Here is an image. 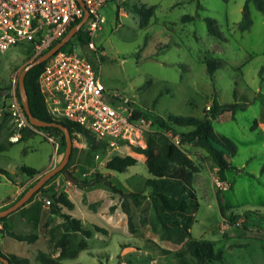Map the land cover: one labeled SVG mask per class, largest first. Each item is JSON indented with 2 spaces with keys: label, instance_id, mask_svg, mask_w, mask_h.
<instances>
[{
  "label": "rangeland",
  "instance_id": "obj_1",
  "mask_svg": "<svg viewBox=\"0 0 264 264\" xmlns=\"http://www.w3.org/2000/svg\"><path fill=\"white\" fill-rule=\"evenodd\" d=\"M245 2L108 0L100 8L104 21L95 30L93 47L81 45L74 36L65 49L85 55L92 62L108 93L115 92L127 98L129 105L164 117H203L210 115L213 102H236L233 115L224 111L210 118L213 129L235 147L234 152L225 153L232 167L225 170L224 179L205 150L180 142L178 133L146 119L144 137L150 132L177 136L176 144L199 167L192 179L197 205L190 212V235L222 247L227 264H264V234L252 218L255 215L247 213L264 212V14L249 2L250 23L240 29ZM142 5H154L146 25H141L142 13L136 9ZM184 14L194 18L183 21ZM207 17L214 19L221 38L209 32ZM38 54L24 42L0 52V141H14L0 151V167L13 177L0 172V209L12 204L43 172L61 161L58 149L52 147L53 140L59 142L58 132L37 129L20 139L28 127H15L9 112L8 100L16 92L19 72ZM212 57L220 58L222 63L210 75L206 59ZM72 139L77 149L68 168L49 180L45 191H38L31 201L7 215L5 222L11 230L36 233L37 238L28 242L2 233L0 251L25 257L28 264H43L42 256H57L60 250H71L84 241L85 247L78 249L74 257L63 259L65 264H178L173 252L182 243L159 236V224L147 197L141 196L138 205L129 196L124 199L130 209L131 231L121 205L124 197L119 192L104 181L79 182L100 173L124 192L141 191L146 195L144 181L149 173L139 150L145 146L106 145L93 149L85 134H73ZM115 154H130L136 162L122 172L110 171L105 164ZM21 166H31L38 172L28 176ZM64 170L77 181L66 178ZM220 179L225 188L218 187ZM52 193L64 194L72 202L71 208L61 204V210L79 218L84 228L91 229V236L67 231L63 217L52 212Z\"/></svg>",
  "mask_w": 264,
  "mask_h": 264
},
{
  "label": "trees",
  "instance_id": "obj_2",
  "mask_svg": "<svg viewBox=\"0 0 264 264\" xmlns=\"http://www.w3.org/2000/svg\"><path fill=\"white\" fill-rule=\"evenodd\" d=\"M249 2H253L256 8L264 14V0H246L243 7L242 19L238 23L240 29H245L250 23L248 9ZM136 9H139L142 13L141 25H146L149 15L153 13L154 5H142L141 8L136 7ZM193 18L194 17L191 14H184L181 17L183 21L191 20ZM80 20L81 18L76 19L71 23L69 28L77 24ZM206 22L209 32L215 37L221 38L222 36L220 30L216 26L214 19L207 17ZM74 36L81 45H85L89 39V35L82 26L78 28L72 37ZM71 38L63 46H61L59 50L65 49L70 43ZM24 43L34 48L32 42ZM47 49L41 51L39 54L45 52ZM47 60L48 59L31 67L24 76L28 104L33 116L38 119L55 121L65 125L70 132L71 138L74 131H79L80 133L87 135L89 138L88 143L93 149L106 146L107 144L105 142H96L85 126L69 120L64 116H56L48 112L38 82L39 74L43 70ZM221 63V59L217 57L206 59V68L208 73L213 75L214 70L218 68ZM16 94L20 97L18 82L16 86ZM160 94L161 92L158 93L154 102ZM236 105V102L223 104L213 102L210 115L205 114L203 117L177 114H169L167 117H164L149 109L132 106V117H144L145 119H151L159 127L178 133L180 142L192 143L201 147L218 166L219 177L224 179L225 170L232 167V164L227 159L225 153L228 150L234 152L235 147L229 138L213 129L210 118H216L224 111H229L231 112V115H233ZM31 126L35 129H46L60 134L57 149L58 154H60L62 159L65 148V140L62 130L56 126H37L34 124H31ZM178 128H185V130H178ZM30 131L33 132L34 130L29 127L28 130H24L21 133L20 139L27 137L30 134ZM145 141V147L139 148V150L145 157L144 163L149 173V176L144 181V189L148 190L146 195H144L141 191L124 192L114 186V184L108 179L107 175L100 173H96L88 180L79 182L83 185L104 181L113 191L119 192L124 197L121 205L124 212L128 215V226L131 231L133 230V224L130 209L124 199L129 196L131 200L138 205L140 204L141 196L147 197L154 211L155 220L159 224V236L168 241L182 243L181 248L173 252V257L177 259L178 264H209L214 262L227 264L222 247H216L212 240L206 238H196L190 235L189 227L192 222L190 212L197 205L196 194L192 186V179L193 174L199 170L198 165L192 160V158L189 157L187 152L180 145L174 143L170 137L163 132L147 133ZM12 143H14V141H0V151L6 149ZM76 149L77 148L72 145L69 160L64 168H68ZM135 162L136 158L130 154H115L107 160L105 167L110 171L122 172ZM20 170L28 176H33L38 172L37 169L31 166H21ZM0 172L5 173L10 179H13L12 175L5 168L0 167ZM61 172L62 170L47 178L35 193L38 191H45L44 187L47 182ZM35 193L23 205L31 201ZM49 197L52 203V212L63 217L67 231L79 232L85 237L91 236V229L84 228L79 218L71 216V214L61 210V204L70 208L72 207V202H70L64 194L56 196L52 193ZM219 208L220 210L223 208L220 203ZM247 213L249 215H259L264 218V214L257 210H248ZM6 218L7 215L0 216V222L3 224L0 228V234L6 233L18 240H26L28 242H32L37 238L36 233H17L11 230L5 222ZM64 236L65 234H63V237ZM84 247L85 242L81 241L77 247H74L71 250H60V253L57 256H42L43 264H65L63 262L64 258L74 257L78 249H82ZM0 255L6 257L9 260V264H28L25 257L8 254L2 251H0ZM152 264L162 263L153 262Z\"/></svg>",
  "mask_w": 264,
  "mask_h": 264
},
{
  "label": "built area",
  "instance_id": "obj_3",
  "mask_svg": "<svg viewBox=\"0 0 264 264\" xmlns=\"http://www.w3.org/2000/svg\"><path fill=\"white\" fill-rule=\"evenodd\" d=\"M108 0H0V52L11 45L32 42L37 53L56 43L76 19L87 17L83 24L89 35L87 45L93 47L95 30L104 16L100 8ZM38 82L47 110L85 126L96 142L120 147L146 145L148 123L144 117H132L127 98L108 93L92 62L73 50L53 53L39 74ZM15 127L33 128L20 97L12 93L8 100ZM210 109V105H206ZM72 134L79 135V131ZM176 143L177 136H169ZM72 141L75 142L74 139ZM176 141V142H175ZM57 150L58 142L52 141ZM225 188L224 180H217ZM239 222L236 221V224Z\"/></svg>",
  "mask_w": 264,
  "mask_h": 264
},
{
  "label": "water",
  "instance_id": "obj_4",
  "mask_svg": "<svg viewBox=\"0 0 264 264\" xmlns=\"http://www.w3.org/2000/svg\"><path fill=\"white\" fill-rule=\"evenodd\" d=\"M86 17H87V14H85L77 24L69 28L66 34L63 37H61L55 44H53L49 49H47L45 52L35 56L33 59L25 63L21 71L19 72L18 80H17L18 90H19V95H20L23 108L25 110V113L28 117L29 122L37 126H56L60 128L64 134L65 148H64V154H63L61 161L56 166L43 172L39 176V178L35 181V183L32 184L29 188H27L26 191L12 204H10L9 206L3 209H0V216L8 215L10 212L22 206L40 188V186L43 184V182L47 178H49L56 172L63 170V168L65 167L66 163L69 160L71 149H72V138H71L68 128L61 123H58L55 121L42 120V119L35 118L33 116V114L30 111L29 104H28V99H27V94H26V89H25V84H24V76L31 67H33L34 65L40 62L45 61L53 53H55L61 46H63L74 35V33L78 30V28L83 25ZM63 174L69 180L73 182L77 181V178L73 176L71 172H69L68 170H64ZM0 260L2 261L3 264H9V260L2 255H0Z\"/></svg>",
  "mask_w": 264,
  "mask_h": 264
},
{
  "label": "crops",
  "instance_id": "obj_5",
  "mask_svg": "<svg viewBox=\"0 0 264 264\" xmlns=\"http://www.w3.org/2000/svg\"><path fill=\"white\" fill-rule=\"evenodd\" d=\"M17 182V181H16ZM15 182V183H16ZM17 191L18 190H15V193H17ZM14 193V194H15ZM13 194V195H14ZM262 214H264V212L262 213ZM253 218V220L256 222V223H258L259 225H261L260 227H259V230H260V232H262L263 234H264V218L263 217H261V216H259V215H255L254 217H252ZM262 234V235H263Z\"/></svg>",
  "mask_w": 264,
  "mask_h": 264
}]
</instances>
